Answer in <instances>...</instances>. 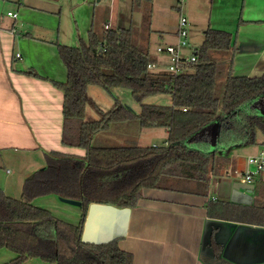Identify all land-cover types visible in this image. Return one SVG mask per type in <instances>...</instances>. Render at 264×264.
Masks as SVG:
<instances>
[{
	"label": "trees",
	"instance_id": "16d2710c",
	"mask_svg": "<svg viewBox=\"0 0 264 264\" xmlns=\"http://www.w3.org/2000/svg\"><path fill=\"white\" fill-rule=\"evenodd\" d=\"M204 34L195 51L197 61L179 75L150 70L148 65L158 59L136 42L131 28L105 30L102 35L92 28L88 39L79 38L76 46L56 43L67 69L66 82H54L64 94L62 140L86 154L47 153L46 166L25 181L20 199L0 190V251L15 254L4 264H27L31 259L46 264H133V255L120 249L118 239L101 244L83 240L91 204L132 208L144 189H168L174 183L196 182L207 191L219 166L229 163V155L222 152L264 139V74L234 76L235 36L211 28ZM27 74L39 77L34 71ZM91 86L110 94L129 91L139 113L115 96L112 109L103 112L88 94ZM154 96L170 97L171 104L145 103ZM88 105L101 119L86 121ZM217 120L220 128L211 152L210 137L202 131ZM120 127L165 128L167 144H94L98 133ZM50 194L81 201L79 224L59 220L33 204ZM218 203L224 216L231 214L227 218L264 212V201L250 208Z\"/></svg>",
	"mask_w": 264,
	"mask_h": 264
},
{
	"label": "crops",
	"instance_id": "0c3cea01",
	"mask_svg": "<svg viewBox=\"0 0 264 264\" xmlns=\"http://www.w3.org/2000/svg\"><path fill=\"white\" fill-rule=\"evenodd\" d=\"M103 1L0 0V190L7 196L14 192L17 198H11H21L25 181L46 166L47 153L86 154L84 149L69 147L62 140L64 94L54 82H66L67 69L56 43L72 46L77 36L87 40L92 28L100 35L116 30L113 18L119 20L118 12L111 6L106 19ZM212 2L216 4L217 30L235 36L234 76H262L264 0ZM135 9L132 6V11ZM30 71L39 77L28 75ZM93 88L89 87L88 94L96 103L91 96ZM113 91L119 92L121 99L115 96L119 101L134 109L127 91ZM95 92L98 99H104ZM125 94L129 99H124ZM110 95L116 99L113 92ZM260 110L264 111V105ZM166 133L168 138L167 129ZM123 136V140L131 138ZM258 141L250 149L256 152L248 154L247 159L264 150V139L259 137ZM210 144L211 152L215 151L211 137ZM247 159L229 157L228 164L219 166L207 191L196 182L174 183L168 189H144L141 200L132 208L93 203L83 240L101 244L118 239L120 249L133 255V264H264V212L248 211L244 216L236 213L234 218H227L231 214L224 216L218 203L250 208L264 201V187L259 190L257 184L264 183V172L248 188L240 186L248 184L245 181L233 183L228 179L239 168H247ZM2 164L25 167L19 168L21 175L15 172L8 177L10 171L2 169ZM30 165L34 169L30 170ZM76 216L81 217V213Z\"/></svg>",
	"mask_w": 264,
	"mask_h": 264
},
{
	"label": "rangeland",
	"instance_id": "374dc122",
	"mask_svg": "<svg viewBox=\"0 0 264 264\" xmlns=\"http://www.w3.org/2000/svg\"><path fill=\"white\" fill-rule=\"evenodd\" d=\"M117 3L119 4L118 7L116 6ZM103 5H105L106 8V19L109 16L111 6H113V12L115 10L118 12L119 20L117 21L116 18H113V28L117 30L119 28L117 25H119L122 26V28L133 29L136 42L152 55L157 56V59L164 58V56L158 53V47H164L168 44H176L178 42L177 31L181 17H185L188 21V40L190 43L189 46L183 48L184 54L193 53L201 46L205 39L204 32L206 30L210 28H219L217 27V22L214 20V15L216 14V4L213 5L212 0H184L183 3L178 0H104ZM132 6L136 8L133 11ZM124 21L126 22L125 25H123ZM78 40L77 36L76 41ZM76 41L72 46H76V44H78ZM95 91H99V93L104 96V99H98L94 95L97 93ZM112 92L114 93V96L121 99L119 92ZM127 92L130 94L131 98V93L129 91ZM91 96L96 98L95 102L104 112H108L115 104L113 96L108 94L102 88H93ZM124 99H129L127 94H125ZM131 101L133 103L132 106L134 110L137 112L140 111V106L135 103L132 98ZM145 103L149 105H170L171 99L166 96H154L147 99ZM111 104H113V106ZM99 119H101V114H99L92 105H88L86 121H95ZM118 131L119 133H117ZM122 135H130L131 138L123 140L124 136L122 137ZM166 140L167 133L165 128H151L139 131L128 130L125 127H120L119 130L116 131H102L98 133L94 137V144L99 146L130 144L139 146H153L155 144L156 146H161ZM255 146L256 145H249L233 148L229 151L228 155L232 159L242 157L243 161H246L248 154L256 152V150L250 151V149ZM18 156L20 155L18 154ZM24 167L23 164H2V169H5V171L8 169L10 171V173L7 174L8 177H12L15 172H17L18 175H21L22 173H20L21 171L19 168L24 169ZM29 167L30 170L34 169V165H30ZM245 169V166H243V168H239L238 173L228 179L233 183H244ZM231 171L234 173L233 169H231ZM257 184L259 190L264 187L263 182H258ZM8 196L17 198L14 192L9 193ZM33 204L49 210L57 219L64 222L77 225L81 220V217L76 216L77 213H81L80 207L62 202L60 197L55 194L36 198ZM14 258V253L7 250L0 251V264L10 262ZM27 264L46 263H43L38 259H31Z\"/></svg>",
	"mask_w": 264,
	"mask_h": 264
},
{
	"label": "built area",
	"instance_id": "2783aa9c",
	"mask_svg": "<svg viewBox=\"0 0 264 264\" xmlns=\"http://www.w3.org/2000/svg\"><path fill=\"white\" fill-rule=\"evenodd\" d=\"M178 1L184 2V0ZM9 15L17 17L13 13H9ZM106 28H109V26H106ZM177 36L178 42L176 44L158 47V53L164 56V58L158 59L157 63L149 64L148 68L150 70L179 75L185 73L190 65H193L197 61L195 52L190 54L183 53V48L190 45L188 40V21L185 17H181L180 19ZM262 172H264V150L247 159V168L244 172L245 182L248 184L253 183L254 179Z\"/></svg>",
	"mask_w": 264,
	"mask_h": 264
},
{
	"label": "water",
	"instance_id": "95a60500",
	"mask_svg": "<svg viewBox=\"0 0 264 264\" xmlns=\"http://www.w3.org/2000/svg\"><path fill=\"white\" fill-rule=\"evenodd\" d=\"M219 127H220V122L219 120H217L202 131V134L207 133L211 137V142H212V145L214 146L216 145V142H217ZM229 151L230 150L222 152V154L226 155ZM240 186L243 188H248L251 185L250 184H240ZM60 199L64 203L71 204V205L78 206V207L81 206V201H78L75 199L63 198V197H61Z\"/></svg>",
	"mask_w": 264,
	"mask_h": 264
}]
</instances>
